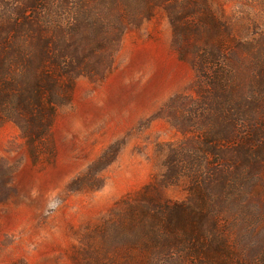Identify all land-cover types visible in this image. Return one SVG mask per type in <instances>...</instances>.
Returning <instances> with one entry per match:
<instances>
[{
	"label": "trees",
	"instance_id": "16d2710c",
	"mask_svg": "<svg viewBox=\"0 0 264 264\" xmlns=\"http://www.w3.org/2000/svg\"><path fill=\"white\" fill-rule=\"evenodd\" d=\"M243 1L228 13L221 0H0V121L14 123L32 148L74 83L103 78L125 32L158 10L174 53L194 72L152 118L178 140L156 145L159 173L93 229L87 263L264 264V254L251 253L264 251V229L255 228L264 193V33ZM118 151L107 147L67 189L101 188L98 174ZM180 186L182 201L148 197Z\"/></svg>",
	"mask_w": 264,
	"mask_h": 264
},
{
	"label": "rangeland",
	"instance_id": "374dc122",
	"mask_svg": "<svg viewBox=\"0 0 264 264\" xmlns=\"http://www.w3.org/2000/svg\"><path fill=\"white\" fill-rule=\"evenodd\" d=\"M221 1L228 13L240 11L234 2L244 3ZM249 2L259 16L257 32L264 33V6ZM171 38L160 10L129 28L111 69L98 81L74 83L69 102L56 109L46 139L34 148L14 123L0 121V264H95L87 263L85 251L96 247L93 229L159 173L163 155L156 145L179 138L165 120L152 119L172 96L188 89L194 76L191 65L174 53ZM114 143L119 145L114 162L98 174L103 186L69 191L68 183ZM148 197L182 201L185 191L159 188ZM257 206L259 232L264 193ZM251 253L257 257L264 251Z\"/></svg>",
	"mask_w": 264,
	"mask_h": 264
}]
</instances>
